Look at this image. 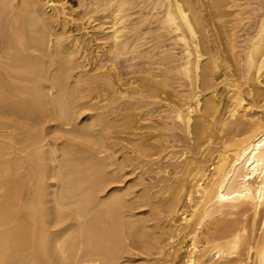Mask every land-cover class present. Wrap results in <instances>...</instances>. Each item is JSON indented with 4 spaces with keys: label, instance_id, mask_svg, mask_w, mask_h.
I'll return each instance as SVG.
<instances>
[{
    "label": "bare ground",
    "instance_id": "1",
    "mask_svg": "<svg viewBox=\"0 0 264 264\" xmlns=\"http://www.w3.org/2000/svg\"><path fill=\"white\" fill-rule=\"evenodd\" d=\"M56 1L0 0V264H136L129 251L142 247V252L152 246L148 234L154 225H148V214L154 216L156 211L165 214V240L156 241L165 242L159 255L167 264H264V18L257 34L247 40L242 76L247 89L243 90V83L229 81L227 100L218 92L222 81L208 78L206 62L202 74L210 92L203 102L207 92L202 88L201 94L198 84L203 81L204 44L198 28L202 18L192 13L190 4L185 6L190 0H154L164 10L159 26L183 48L176 69L194 88L182 105L174 107L173 118L187 135H196V142L183 149L184 159L178 167L174 165L177 171L171 184L165 176L169 184L164 186L165 194L170 197L165 196L169 198L160 208L149 189L142 192L140 187L138 193L133 182L132 186L131 181L122 184L120 167L124 164L126 169L129 152L120 156L122 164L117 165L118 151L108 143L100 115L94 112L78 121L81 112L90 110V92L98 86L80 60L79 39L64 29L70 23L69 12ZM95 1L83 16L95 23L103 15L107 21L92 23L93 34L111 41L113 53L122 55L134 46L132 34L139 36L137 29L131 32L126 2ZM214 1L222 6L221 0ZM129 29L132 37L127 35ZM220 58L212 56L209 64L218 68ZM158 84L146 87L154 95L162 81ZM245 90L247 98L242 94ZM134 116L123 118L137 126L141 119ZM215 140L222 146L214 152ZM206 156L209 161H201ZM117 182L123 186H112ZM184 201L190 204L185 212ZM136 206L149 208L148 216L134 213ZM180 213L182 224L175 219ZM238 215L242 218L238 222L236 217L224 220Z\"/></svg>",
    "mask_w": 264,
    "mask_h": 264
},
{
    "label": "rangeland",
    "instance_id": "2",
    "mask_svg": "<svg viewBox=\"0 0 264 264\" xmlns=\"http://www.w3.org/2000/svg\"><path fill=\"white\" fill-rule=\"evenodd\" d=\"M57 1H56L57 4L59 3L60 5H63L66 8V11L69 12L68 16L70 17L67 16L66 19L67 22L69 21L70 23L65 24L66 26L65 25L64 26L66 28L64 27V29L70 32V33L68 32L69 36L71 35V37L74 38H76L77 36V39H79V42L81 43L79 47L80 60L86 66L85 71L88 72L87 74H89V77H92L91 79L94 80L98 86L95 92L94 90H91L90 92V96H91V93L93 91L92 97L89 98V102L92 99V104H94L93 105L94 108L91 104L90 110H86L88 113H85L84 111H83L84 113L81 112L80 117L78 116V121L80 122L84 121V119H86L85 116H87V114L88 115L94 114V112L97 113L96 116L97 115L102 116L101 118L100 116H98V118L102 121V131L103 133L105 132L104 135L107 133L105 137L107 138L108 143H110V145L112 146L113 150H115L116 152L118 151L116 156L117 159L119 157L120 160H117L116 164L119 165L120 163L121 165L122 161L120 156L123 153L125 154L126 152H129L128 154L126 153V156H128L127 158H129L130 160L129 163L126 165V169L124 164H122L123 166L120 167L122 169V172L124 171L122 173L123 181H124L122 182V184L126 186V183L131 181V183L128 184L132 186V184L134 183L133 191L135 192L137 191L138 193L142 190L144 192L145 190L146 192H148L149 189V192L151 191L152 193L151 192L148 193L151 196H153L152 197L153 202L154 203L157 202L160 205L159 206L156 203L155 206L163 208L162 206L165 205V200H167L170 197V193L165 194V191H166V187H168L169 185L168 182L171 184V181H173L174 175L172 176V174L177 171V169L174 170V168L178 167V165L184 159L183 153L185 152V150L187 151V149L189 148L187 144L192 145L196 142V138H195L196 135L194 133H193L194 135L193 134L187 135V133L183 129V126L173 118L174 107L176 108L178 107V105L179 106L182 105L183 102L186 100L185 99L186 96L189 94L188 91L191 92L192 91L191 89H194L190 85L189 80L187 78L185 79L182 74L180 75V73L177 71L178 69H176L178 68L177 66H179L180 64V63L178 64V62H180L179 58L181 59L183 54L182 45L179 43H175V41H173L174 35L171 33L168 34L169 33L168 30L166 29L164 30L160 27L161 26L160 21L164 14L163 13L164 10L163 8L154 5V0H124L126 2L125 9L127 8L126 13H128V11L129 14L131 13L129 17V19L131 20V21L129 20V25L132 31L129 29L127 31V35L129 34L131 36V32L133 33V30L135 28L139 30V31L134 30L135 34L139 33V36L133 35L134 33L132 34L133 37L131 36L132 39L130 38V40L131 41L133 40L132 42L134 43L133 44L134 46H131V49L125 51L123 54L121 53L122 55L119 54L120 57H118L119 55L117 56L116 53H113L114 50L113 51L111 50V43H112L111 41L109 40L107 41V39H105L104 36H100V35L95 36L93 34L94 30H92L91 25L93 24L95 25L96 22L104 23L107 21L103 19V15L101 16L99 15L97 17L98 19L95 18V20L96 19L98 20V21L96 20L95 23H93L94 21L89 22V19L83 16L86 15L85 14L86 12L90 11L93 8L92 4L96 2L95 0H57ZM150 1L151 4L149 3ZM221 1L223 2L222 6H219L221 8L217 7L214 4L215 1L213 2V0H190L189 2L186 1L185 6L190 4L192 10L193 9L195 10V11L193 10L192 13L196 12L193 14L200 15L197 16L199 20H201L202 18L201 20L202 23L199 21L201 23L202 28L198 27L200 28L199 30L202 29V31H204L206 29L204 31V33L206 32L205 38L203 36L204 34H201L203 32L201 31L200 33L201 35L200 39L202 41L201 43L204 44L203 46L201 45L202 64H201L200 77L202 78L203 74L206 73L204 68L202 70V67H205L204 64L208 62L207 64V67L209 66L208 78L212 77L213 79L216 80V82L222 81L223 84L219 86L218 92L223 93L228 100L231 94L228 93L229 88L227 87L226 84L229 83V81L238 82L240 85H242L243 83L242 85L243 90L245 88L247 89V86L244 85L245 84L244 78L242 77L245 74L244 59H246L245 56L247 55L248 52L247 48L249 46L247 40H249L251 37H254L260 29V24L262 22V19L264 18V9L263 10L260 9L264 8V0H221ZM185 6H184L185 10H188V8H190L189 5L187 6L188 8H186ZM87 7H90L91 9ZM62 23L64 22L62 21ZM202 38L204 39L207 38L206 42L205 40H202ZM207 40L209 42H207ZM212 56L213 57L216 56V58L221 57L220 58L221 60H219V67L216 69L213 67L212 64H209L212 63L210 62ZM210 70L212 74L210 73ZM201 78H199V81H202ZM202 79L203 81L198 82V84L200 86L199 90L201 91V94L207 92L206 94L203 95L204 97H202L204 102L205 96L209 94L210 90L208 89H207L208 91L206 90V86H205L206 84L204 83V80L206 79L205 75L203 76ZM154 80H156V82H158L159 84L160 81H162L161 86L163 85L162 87H165L164 89L158 84L160 86L159 90L161 92L158 90L157 93L154 94L155 96L152 94L151 90L147 88L148 85L149 86L151 85V83L153 84L156 83ZM110 81L113 83L112 87L108 86ZM146 82H150V84ZM104 88L106 90H104ZM110 88H112L113 90L111 89L110 91ZM202 88H204L205 90ZM202 90H204V92H202ZM112 91L113 92L118 91V93L115 94L112 93ZM98 92L101 93L97 94ZM242 94L247 98L246 90L242 92ZM91 107L94 109V111L93 109L91 110ZM133 109H136V111ZM202 111H204V108L202 109ZM124 113L125 114L129 113L128 115H132L133 113V116L135 114L134 116L135 118L138 117L139 119H141V121L137 124V126L140 125V127L138 128L136 126V123L134 126H131V124H129L125 119L128 115L126 116ZM199 113H197L196 116L194 117V121L196 120L197 116L201 114ZM204 113L205 112H202V114ZM123 114L126 117L123 116ZM103 116L105 117L108 116L110 120L112 119L114 121L112 120L110 121L109 118L107 117V120L110 122H108L105 118V120L108 122L105 123L106 121L102 120ZM120 120H122L123 123H121ZM138 120H136V122H138ZM116 121L117 122L119 121V123H117ZM125 124L128 126V127L125 126V128L127 127L126 129L124 127L122 128V125L124 126ZM49 126L50 124H48V128ZM135 126L137 129L135 128ZM141 134L144 136H141ZM192 139L193 141L194 140L195 141L193 142ZM187 140L190 141L188 142ZM133 141L134 143L136 141L135 145L134 143H131ZM77 142H79V140ZM137 142L139 144H137ZM142 143L144 145L146 144V146H143ZM213 143L216 144V145L214 144L212 145V148H214L213 149L214 152L222 146L221 144L222 142L219 140H215ZM140 144L142 147L140 146ZM185 146L187 147L186 149H184ZM134 147L137 148L135 149ZM138 147L141 150H144V153L146 155H144L143 151H141ZM148 147L149 149L147 151L146 148ZM163 151H165L166 153ZM147 154H149L150 156ZM180 154H182V157L180 156ZM99 155L102 157L104 156V153H101ZM170 157L175 158V160ZM179 157H181L182 159ZM209 158L210 157L208 156L200 157L201 161L203 162H208ZM132 159L134 161H132ZM151 161H153V163ZM131 163L132 165L130 167L129 165ZM169 163L171 164L169 165ZM209 164L210 163H207V165ZM126 171L128 172V174ZM165 171L167 173H165ZM169 175L171 177H169ZM165 176H168V182H167V177L165 178ZM129 178L130 179L133 178L134 181L133 179L130 180ZM135 178L136 180H141V181L137 182ZM163 181H166L167 183L165 182L164 184ZM120 183L117 182L112 186H123ZM136 183H138L139 185ZM135 184L137 186H135ZM144 185L146 186L144 187ZM160 185L163 186L162 189L159 188ZM165 185L166 187H164ZM160 190H164V191L162 192ZM167 195L169 196L168 198L165 197ZM187 202L189 203V201H186V203L184 201L183 203L184 209H182V211L184 212L185 210L186 211L189 210L190 204H187ZM142 210H146V211H142ZM133 212L136 214L140 213L139 216H142V214L145 217L149 215L150 218L149 217L148 218L150 220L148 222V225L151 226L153 223L154 231L152 234H148L149 236L148 239H150V242H152V246L151 247L149 246L148 249L151 248V250L147 249L146 252L144 251L145 249L141 247L135 249L134 252L133 250L132 252L129 251V254L134 253L133 255L131 254V256L136 261V264H153V263L167 264L163 259H161V255H159L161 251V246L163 247L166 246L164 245L165 242L164 244L161 245L156 241V238H164L165 240V235H164L165 223L162 222L163 220H165L164 211H162V213H159L161 214L160 215L161 217L159 216V214H157L158 211H156L157 213L154 216L150 214L146 215V213H149V208H146V206H140V207L136 206ZM157 215L160 218L157 217ZM178 216L175 218L177 221L176 220L175 221L178 224H182L183 222H180L182 221L183 218L182 214L180 213ZM156 217L158 218V220L161 219L159 220L160 222L157 221ZM151 218L154 219L155 221L152 220ZM177 218L179 219V221ZM227 219L231 221L235 220L236 222H238L239 219L242 220L240 216L239 217L233 216V218L232 217L224 218V220ZM148 230L149 229H147L146 231ZM151 239L153 240L151 241ZM168 242L169 241H167V243ZM156 243H158L160 247L157 246ZM140 249H144V250L140 252L141 251ZM149 251L150 252L152 251L151 252L152 254L151 253L149 254L148 253ZM157 251H159V253ZM143 252H145V254ZM136 256L138 257L139 260L140 259L141 260L140 261L137 260ZM150 258L151 259L153 258L154 261L152 260L153 261L152 262ZM143 260L145 262H143Z\"/></svg>",
    "mask_w": 264,
    "mask_h": 264
}]
</instances>
